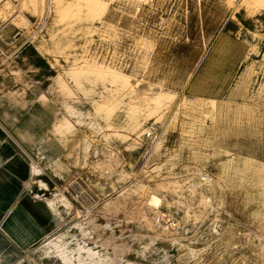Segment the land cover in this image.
<instances>
[{"label":"rangeland","instance_id":"rangeland-1","mask_svg":"<svg viewBox=\"0 0 264 264\" xmlns=\"http://www.w3.org/2000/svg\"><path fill=\"white\" fill-rule=\"evenodd\" d=\"M9 1V9L0 4V119L46 124L43 132H32L28 185L35 199L46 202L61 192L73 206L51 236L69 231L81 237L82 245L106 258L104 264H264V169L245 172L237 157L264 161V9L253 12L248 0H108L104 21L114 29L97 21L100 30L89 33V21L58 22L60 0H37L36 11L24 9L23 0ZM149 34L156 39L151 62L132 82L141 89L137 97L161 85L177 93L164 106L162 119L143 122L135 134L120 128L129 136L122 140L101 116L86 117L64 147L53 127L63 105L94 113L92 94L76 89L65 70L93 55L130 71L137 39ZM54 35L67 39L63 56L47 52ZM31 48L28 53L41 66L24 69V52ZM58 74L76 90L71 97L55 84ZM218 92L227 114L221 133L207 116L206 98ZM187 98L195 104L184 107ZM242 109L246 115L238 116ZM124 111L116 117L122 127L128 123ZM92 120L103 129H92ZM107 133L114 134L107 139ZM84 138L91 143L87 152L82 143L76 145ZM34 163L42 168L41 176L34 175ZM139 184L146 187L136 190ZM76 223L85 224L91 236L84 238ZM48 238L13 264H63L43 255Z\"/></svg>","mask_w":264,"mask_h":264},{"label":"bare ground","instance_id":"bare-ground-1","mask_svg":"<svg viewBox=\"0 0 264 264\" xmlns=\"http://www.w3.org/2000/svg\"><path fill=\"white\" fill-rule=\"evenodd\" d=\"M54 1H56V0H54ZM128 1H131V2L136 1L137 2V0H128ZM143 1L144 0H142V2ZM0 4H3L4 9H9L12 5V3L9 0H0ZM144 4H146V3H144ZM43 5H44V3H43ZM56 5H57L56 9H57V20H58V22H64V21L65 22L66 21H78L79 22V21H83V20L89 21V22H91L90 23L91 26L88 27L89 33H93L95 31L100 30L101 27L95 26V23L97 21L100 22V25L102 24V27H105V28L115 27V26H113L112 23L108 24V23H105L106 21H104L105 16L107 14V11L109 9V1L108 0H70L67 3L60 0V2H58ZM122 5H123V3H122ZM22 6L24 9L32 8L34 10L37 9V7H39V6H37V0H23ZM248 6L253 10V12L258 11L261 8L264 9V0H248ZM125 7H126V5H125ZM157 9H158V7H157ZM37 10H39V9H37ZM136 10H137V7H136ZM35 11H34V14H35ZM134 13H136V12L134 11ZM50 14H51V12H50ZM144 14L145 13H143V15ZM154 14H155V12H154ZM37 15H39V12ZM3 16H4L3 8H1L0 9V19L3 18ZM119 16H120V14L118 15V17ZM127 19H131V18H127ZM23 20H25V19H23ZM117 20H119V19H117ZM111 21L112 20H110V22ZM116 22H115V24H116ZM56 25L58 26L59 24H56ZM59 27H60V25H59ZM125 27H126V25H125ZM135 31H136V29H135ZM105 32H106V30H105ZM107 36H108V34H107ZM61 38L62 37H59V39H61ZM52 39H53V48L52 49L47 48L48 49L47 52H50V54L54 53V54H59V55L63 56V54L65 53L64 52L65 49L67 50V48L69 47V45L66 44L67 39H66V42H62V40L64 38L62 40H59L55 37V35L52 36ZM117 43H119V42H117ZM155 45H156V39L154 37L150 36V34L149 35H143L139 39H137V49L135 50L134 55H132L133 56L132 57L133 58V68L127 72L125 71L123 66H119V64H117V63H113V64L107 63V62H105L106 60L104 62L103 61L101 62L97 59L96 56H93V55H91V56L86 55L85 57L83 56V61H81V62L74 61L69 66V68L65 70V74L69 77V79L74 84V86H76V89L83 91L85 93H91L92 94V95H90L91 96L90 101L92 103V106L94 107V113L84 111V110L80 109L79 107H77L73 104L65 103L63 105L64 114L58 121H55L53 127H54V133L60 139V141L64 147L68 148L70 146V142L73 140V137L76 135L78 128L85 124L86 117H92V116L100 117L101 116L104 119L103 121H105L104 126L107 127L109 130H115L114 131L115 135L117 137L121 138L122 140H126V138H128L129 136L127 134H125L126 132L123 133V131H119L120 128L125 129V130L129 131L130 133L132 132L135 134V133H138L139 131H141L142 125L144 124L143 122H146L148 120L152 121L155 118L158 120L160 118L162 119V116L165 114L164 106L167 105L168 103L174 102L176 100L177 93L173 90L163 89L162 88L163 86L161 85L162 87L159 86L160 88L158 90L151 88L149 93H148V91H146L147 93L144 96L137 97V94L141 89L139 87V84H133V82H132V79L138 75L139 69H141V68L145 69L149 66V64L151 62L150 51L155 47ZM215 55H214V57H215ZM54 59L56 61H58L57 57ZM149 73H151V72H149ZM54 80H55V84L57 85L61 94L71 97L74 94V92L76 91V90L73 91V88L68 84V82L63 78V76L61 74H58L56 77H54ZM85 82L90 83L89 84L90 86L87 87L85 85ZM152 82H154V81H152ZM157 87H158V85H157ZM41 98L48 100V97L46 95H42ZM185 101H186V103H185L186 105L184 104L183 105L184 107L188 106V105L193 106L196 102V99L187 98ZM209 104L211 106L210 108H211L212 112L214 110H216V107H217V101L216 100H210ZM121 109L125 110L124 112H126V117L128 118V123L125 127L119 126L118 123L116 122V117L118 115L119 110H121ZM178 112H180L179 107L176 111V114ZM207 116L214 118V115H212V114L211 115L207 114ZM70 118H73L74 121H71ZM98 123H99L98 121H93L90 124L91 128L94 130L103 129L102 127H100L98 125ZM157 124H156V127H157ZM114 133H112V134H114ZM112 134L107 133L104 136H105V138L108 139ZM138 137L139 136H137V138ZM112 138H110V139H112ZM80 143L83 144V148H84L85 152L89 151L91 143L87 138H84L80 142H77L76 145H79ZM67 155L70 156V151L67 153ZM84 157H85V155H84ZM240 160L242 162V165H241L242 169L245 172L255 173L259 170L264 169V163L259 162L258 160L254 159V158L244 157ZM229 162L231 163L232 159H230ZM227 166H229V165H227ZM227 166H225V168ZM33 172H34L35 176H41L43 174L42 168L35 163L33 164ZM123 177H125V176H123ZM125 178H124V180H125ZM202 179H203V177H202ZM39 181L46 188L49 187L42 180H39ZM202 182H204V181H202ZM145 187H146L145 185L139 184V186H137L136 190L144 189ZM176 187H178V186H176ZM56 195L58 196L57 198L47 199L46 202L48 203L51 210L53 211V213L55 215V219H57V222H59V221H62L65 219L64 213L71 214V212L73 210V206L65 194L59 192V194H56ZM123 198H125V197H123ZM73 227L77 228V230L80 231V234L84 238L91 236V232H90L91 230L88 231L85 227V224L76 223ZM74 240L77 241L76 246L71 247L70 244ZM79 240H81V237L79 239L76 237L75 234H72V235L69 234V231L62 232L59 234H55V235L49 237L43 243V245L41 247L42 250L44 251L43 255L48 257V258L56 257V258L60 259V261H62L63 264H104V262L106 261V258H104L100 254V251L95 250L94 248L90 247L89 245H82L79 242ZM81 242H83V241H81Z\"/></svg>","mask_w":264,"mask_h":264},{"label":"crops","instance_id":"crops-1","mask_svg":"<svg viewBox=\"0 0 264 264\" xmlns=\"http://www.w3.org/2000/svg\"><path fill=\"white\" fill-rule=\"evenodd\" d=\"M30 50L32 48L24 52L26 59L22 67L40 68L41 60L33 58L28 53ZM250 71L241 83L245 84V79L251 75ZM245 89V85L242 86V91ZM220 93L206 98L208 101H217L216 110H210L209 113L214 115L219 133L227 119ZM245 110L242 109L238 116H245ZM45 126L40 120L36 123L11 124L0 119V264L17 262L25 252L54 234L58 227L50 206L42 199H35L28 185L32 177V154L35 147L33 133L43 132Z\"/></svg>","mask_w":264,"mask_h":264},{"label":"built area","instance_id":"built-area-1","mask_svg":"<svg viewBox=\"0 0 264 264\" xmlns=\"http://www.w3.org/2000/svg\"><path fill=\"white\" fill-rule=\"evenodd\" d=\"M158 221L161 222V223H163V225H164V227H165L166 229L169 228V226H168L169 224H168V222H166V221L164 220V218L160 217Z\"/></svg>","mask_w":264,"mask_h":264}]
</instances>
